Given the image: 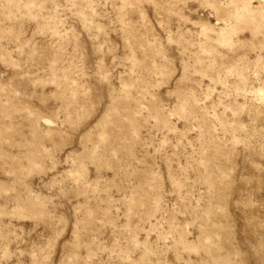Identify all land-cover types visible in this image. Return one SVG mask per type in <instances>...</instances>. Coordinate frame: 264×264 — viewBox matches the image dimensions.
I'll return each instance as SVG.
<instances>
[{"label":"rangeland","instance_id":"1","mask_svg":"<svg viewBox=\"0 0 264 264\" xmlns=\"http://www.w3.org/2000/svg\"><path fill=\"white\" fill-rule=\"evenodd\" d=\"M0 264H264V0H0Z\"/></svg>","mask_w":264,"mask_h":264}]
</instances>
